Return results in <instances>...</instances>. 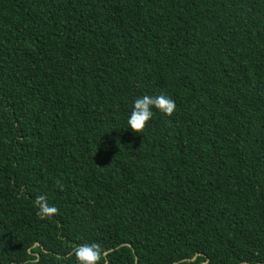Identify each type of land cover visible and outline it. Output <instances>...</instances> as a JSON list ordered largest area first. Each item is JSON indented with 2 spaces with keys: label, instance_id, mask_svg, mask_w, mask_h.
<instances>
[{
  "label": "trees",
  "instance_id": "obj_1",
  "mask_svg": "<svg viewBox=\"0 0 264 264\" xmlns=\"http://www.w3.org/2000/svg\"><path fill=\"white\" fill-rule=\"evenodd\" d=\"M92 244L264 264V0H0V264Z\"/></svg>",
  "mask_w": 264,
  "mask_h": 264
},
{
  "label": "clouds",
  "instance_id": "obj_2",
  "mask_svg": "<svg viewBox=\"0 0 264 264\" xmlns=\"http://www.w3.org/2000/svg\"><path fill=\"white\" fill-rule=\"evenodd\" d=\"M153 108L167 116H172L176 109L175 102L167 95L143 96L133 102L131 114L127 124L134 133H142L153 117ZM79 264H97L101 258L99 245L92 244L74 250Z\"/></svg>",
  "mask_w": 264,
  "mask_h": 264
}]
</instances>
